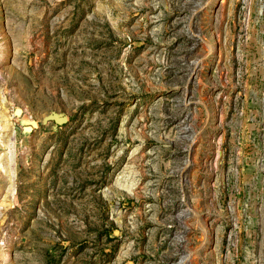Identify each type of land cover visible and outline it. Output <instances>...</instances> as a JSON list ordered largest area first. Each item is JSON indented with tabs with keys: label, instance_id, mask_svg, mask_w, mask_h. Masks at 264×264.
I'll return each instance as SVG.
<instances>
[{
	"label": "rangeland",
	"instance_id": "374dc122",
	"mask_svg": "<svg viewBox=\"0 0 264 264\" xmlns=\"http://www.w3.org/2000/svg\"><path fill=\"white\" fill-rule=\"evenodd\" d=\"M0 264H264V0H0Z\"/></svg>",
	"mask_w": 264,
	"mask_h": 264
}]
</instances>
